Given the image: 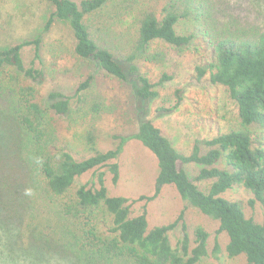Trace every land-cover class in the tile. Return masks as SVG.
Wrapping results in <instances>:
<instances>
[{
	"label": "trees",
	"instance_id": "16d2710c",
	"mask_svg": "<svg viewBox=\"0 0 264 264\" xmlns=\"http://www.w3.org/2000/svg\"><path fill=\"white\" fill-rule=\"evenodd\" d=\"M47 1L53 11L45 30L67 22L75 38L70 55L121 81L138 75L140 58L156 56L155 44L184 51L203 38L215 56L210 80L237 106L239 125L186 155L144 120L134 136L101 150L97 121L111 110L95 96L93 77L74 96L52 92L42 103L35 84L45 79L42 39L0 50V264H50V258L67 264H200L209 255L203 228L192 242L184 226L180 247L174 248L170 235L179 221L151 228L146 211H133L134 204L153 201L167 186L219 223L218 234L229 237V258L264 264V22L243 25L219 0ZM255 2L264 10V0ZM28 48L34 53L29 63ZM199 72L202 77L207 71ZM159 85L139 76L140 103L158 99ZM59 118L86 124L77 135L81 157L62 145ZM132 139L153 153L159 168L155 194L139 200L111 196L102 172L108 168L113 183L119 181L118 159ZM180 164L201 170L192 178ZM90 173L97 182L80 183ZM235 189L249 194L248 201L226 197ZM219 252L216 242L214 254Z\"/></svg>",
	"mask_w": 264,
	"mask_h": 264
},
{
	"label": "rangeland",
	"instance_id": "374dc122",
	"mask_svg": "<svg viewBox=\"0 0 264 264\" xmlns=\"http://www.w3.org/2000/svg\"><path fill=\"white\" fill-rule=\"evenodd\" d=\"M219 2L221 9L238 17L243 25L264 22V10L257 7L255 0ZM52 11L47 0H0V50L28 40L42 39L41 68L45 71V79L35 83L38 100L42 103L49 102L52 92L74 96L79 85L93 77L97 92L95 96L111 110V113L106 112L97 121L98 147L101 150L116 148L120 137L134 136L144 120L152 121L174 147L186 155H190L196 145L204 149L207 141L238 127L237 106L222 86L214 85L210 80V66L215 56L203 38L196 41L195 48L184 51L163 43L155 44L151 52L156 56L140 58L136 65L138 75L129 76L128 81H121L106 75L96 65L81 63L70 55L68 48L74 46L75 38L67 22H55L49 31L45 30ZM33 54L31 48L26 50L28 63ZM65 68L69 70L65 71ZM199 68L206 70V75L201 77ZM143 75L153 83H160L157 87L158 99L146 104H141L136 94L139 76ZM164 76L170 78L161 82ZM58 122L62 145H70L81 157L83 146L77 135L86 129V124L72 126L65 118H59ZM118 163L120 178L116 184L108 168L102 169L106 173V187L111 196L139 200L143 196L152 197L155 194L158 161L140 141L130 140ZM179 167L188 171L192 178L201 170L197 165L180 164ZM92 182H97L93 173L80 180L82 184ZM226 197L248 201L250 195L243 189H235L228 192ZM133 211L135 215L146 211L151 228L179 221L178 227L170 235L174 248L180 247L185 234L184 226L192 242L196 230L203 228L209 234V255L200 264L246 263L244 257L229 258L226 252L229 237L226 233L218 234L219 223L182 200L173 186L165 187L153 201L137 202L133 205ZM257 214L261 217V207H257ZM216 242L220 244L218 255L214 254ZM50 264L67 263L50 258Z\"/></svg>",
	"mask_w": 264,
	"mask_h": 264
}]
</instances>
